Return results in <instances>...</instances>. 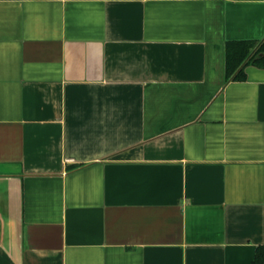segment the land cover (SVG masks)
<instances>
[{"label":"crops","instance_id":"crops-1","mask_svg":"<svg viewBox=\"0 0 264 264\" xmlns=\"http://www.w3.org/2000/svg\"><path fill=\"white\" fill-rule=\"evenodd\" d=\"M263 43L264 0H0V264H264Z\"/></svg>","mask_w":264,"mask_h":264},{"label":"trees","instance_id":"trees-1","mask_svg":"<svg viewBox=\"0 0 264 264\" xmlns=\"http://www.w3.org/2000/svg\"><path fill=\"white\" fill-rule=\"evenodd\" d=\"M253 47L252 43H228L227 44V61H226V67H227V73L231 74L234 69L244 61L246 56L250 53L251 49ZM259 51H262L264 53V43L260 46ZM262 255L261 252L258 254V257L256 259L257 262L262 261Z\"/></svg>","mask_w":264,"mask_h":264}]
</instances>
